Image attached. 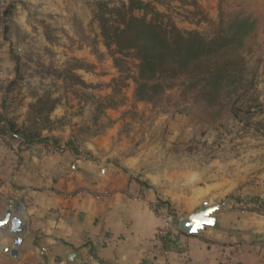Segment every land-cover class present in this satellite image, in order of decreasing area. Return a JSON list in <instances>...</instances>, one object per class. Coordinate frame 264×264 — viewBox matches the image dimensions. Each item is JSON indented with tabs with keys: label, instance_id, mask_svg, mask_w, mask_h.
<instances>
[{
	"label": "rangeland",
	"instance_id": "1",
	"mask_svg": "<svg viewBox=\"0 0 264 264\" xmlns=\"http://www.w3.org/2000/svg\"><path fill=\"white\" fill-rule=\"evenodd\" d=\"M96 1L35 6L31 19L39 31L19 52L4 29L0 140L17 146L13 124L80 159L98 158L99 143L103 156L138 154L148 171L160 174L162 203L174 224L202 202L264 216V0L154 1L181 29L211 36L224 28L233 36L226 52L239 73L224 80L211 104L199 90L180 86L155 104L138 100L102 43ZM127 60L133 72V59Z\"/></svg>",
	"mask_w": 264,
	"mask_h": 264
},
{
	"label": "crops",
	"instance_id": "2",
	"mask_svg": "<svg viewBox=\"0 0 264 264\" xmlns=\"http://www.w3.org/2000/svg\"><path fill=\"white\" fill-rule=\"evenodd\" d=\"M43 2L8 3L5 41L18 52L38 33L31 16ZM16 145L0 140V218L9 209L24 231L13 257L6 251L13 236L8 226L0 230V264H264V216L237 207L216 212L215 227L157 237L161 220L153 205L165 201L160 174L138 154L112 152L105 156L118 157L104 162L102 143L94 144L98 158L87 160L43 142ZM81 190L108 196L98 200ZM18 205L19 215L12 212Z\"/></svg>",
	"mask_w": 264,
	"mask_h": 264
},
{
	"label": "trees",
	"instance_id": "3",
	"mask_svg": "<svg viewBox=\"0 0 264 264\" xmlns=\"http://www.w3.org/2000/svg\"><path fill=\"white\" fill-rule=\"evenodd\" d=\"M154 1L97 0L94 3L93 17L113 63L132 80L134 95L140 101L155 104L168 89L180 86L185 91L199 90L204 102L213 103L224 80L235 78L239 73L236 61L229 59L226 52L233 36L224 28H218L211 36L197 29H181ZM166 1L170 0L157 3L165 5ZM186 1L197 6L196 0ZM10 8L7 4L6 17ZM203 19L210 22L206 16ZM128 58L133 59V72ZM9 131L20 143L43 142L37 134H29L13 124L9 125ZM4 133V126H0V134Z\"/></svg>",
	"mask_w": 264,
	"mask_h": 264
},
{
	"label": "water",
	"instance_id": "4",
	"mask_svg": "<svg viewBox=\"0 0 264 264\" xmlns=\"http://www.w3.org/2000/svg\"><path fill=\"white\" fill-rule=\"evenodd\" d=\"M225 206V203L208 204V202L200 203L197 210L181 217L176 227L184 234H195L203 230L205 227H215L217 225L216 212L220 211ZM7 232L13 236V248L6 249L15 257L17 255V248L22 242L21 235L24 231V226L21 220L13 216L8 209L0 218V230L7 227Z\"/></svg>",
	"mask_w": 264,
	"mask_h": 264
},
{
	"label": "built area",
	"instance_id": "5",
	"mask_svg": "<svg viewBox=\"0 0 264 264\" xmlns=\"http://www.w3.org/2000/svg\"><path fill=\"white\" fill-rule=\"evenodd\" d=\"M7 6V0H0V83L2 82V79L4 77V65H3V60H2V46H1V36L4 32V26H5V10ZM80 195L87 196V197H93L95 199H102L108 196V193L103 191L101 193H93L90 192L89 190H81L79 192ZM154 212L158 216V218L161 220V224L156 228V236H163L167 232H171L174 234H178L180 231L176 227V224H174L171 221V217L169 216L167 212V207L161 202H158L153 205ZM12 212L15 214L19 215L21 213V207L18 205L15 208H12ZM157 254L164 255L165 252L163 249L157 250ZM188 258L187 252L184 253V260L186 261ZM88 263L95 262L94 258L92 256H88ZM157 264V263H156Z\"/></svg>",
	"mask_w": 264,
	"mask_h": 264
}]
</instances>
